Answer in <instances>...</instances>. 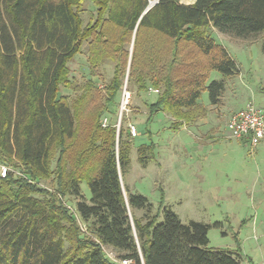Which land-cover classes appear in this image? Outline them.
I'll use <instances>...</instances> for the list:
<instances>
[{"label":"trees","instance_id":"obj_1","mask_svg":"<svg viewBox=\"0 0 264 264\" xmlns=\"http://www.w3.org/2000/svg\"><path fill=\"white\" fill-rule=\"evenodd\" d=\"M86 2L97 17L85 26ZM214 30L264 36V0H0V264H117L103 247L137 264L242 263L241 252L209 246L211 224H184L169 207L154 213L146 196L128 190L126 201L121 178L134 140L117 128L125 78L128 91L159 90L146 104L149 120L163 111L174 129L196 123L209 112L203 92L217 106L226 89L212 72H239ZM88 41L89 77L70 105L62 94L74 90L69 64ZM107 60V98L81 143L80 108ZM138 152L146 167L152 146Z\"/></svg>","mask_w":264,"mask_h":264},{"label":"rangeland","instance_id":"obj_2","mask_svg":"<svg viewBox=\"0 0 264 264\" xmlns=\"http://www.w3.org/2000/svg\"><path fill=\"white\" fill-rule=\"evenodd\" d=\"M180 1L192 4L195 0ZM81 16L85 26L95 21L97 7L86 2ZM213 37L227 48L239 72L228 78L212 72L210 81L224 80L226 89L217 106L211 104L209 92H203L200 102L209 112L197 124L174 129L172 117L163 111L149 120L146 104L154 103L157 94H138L131 87L125 108L121 94L117 128L126 132L130 125H135L138 129V136L133 138L131 163L122 176L124 190L126 198V190L146 196L154 205V213L169 207L184 224H211L209 246L241 252V264H264V141L253 149L249 142L232 138L228 129L231 116L250 102L264 108V36L240 39L214 30ZM133 46L134 37L126 45L130 54ZM88 61L89 41L69 64L74 90L65 89L62 94L68 97L70 105H78L89 77ZM113 73L114 63L105 61L94 78L97 90L87 96L80 108L81 143L94 131V116L105 103V86ZM127 79L128 76L125 84ZM143 145L152 146L151 161L146 167L139 161L138 150ZM82 192L90 201L92 194L87 182L82 184ZM137 215L141 217L143 212L137 211Z\"/></svg>","mask_w":264,"mask_h":264},{"label":"built area","instance_id":"obj_3","mask_svg":"<svg viewBox=\"0 0 264 264\" xmlns=\"http://www.w3.org/2000/svg\"><path fill=\"white\" fill-rule=\"evenodd\" d=\"M152 93H159V90L150 88L148 90ZM130 100V92L125 88L122 93V106L125 108ZM108 124V119L103 120V126ZM228 129L230 136L235 139L249 142L253 149H255L262 141H264V108L256 106L250 102L244 109L237 111L231 116L228 121ZM130 133L133 138L138 136V129L135 125H130ZM3 167V175L6 172ZM106 256L117 264H137L132 259H120L116 252L112 249L103 247ZM141 264H145L141 260Z\"/></svg>","mask_w":264,"mask_h":264},{"label":"water","instance_id":"obj_4","mask_svg":"<svg viewBox=\"0 0 264 264\" xmlns=\"http://www.w3.org/2000/svg\"><path fill=\"white\" fill-rule=\"evenodd\" d=\"M156 2H158V1H156ZM156 2L151 3V6L154 5ZM127 81H128V79L126 80V84H127ZM126 84H125V88L127 87ZM121 178H122V176H121ZM124 195H125V198H126L125 190H124ZM126 201H127V198H126Z\"/></svg>","mask_w":264,"mask_h":264},{"label":"crops","instance_id":"obj_5","mask_svg":"<svg viewBox=\"0 0 264 264\" xmlns=\"http://www.w3.org/2000/svg\"><path fill=\"white\" fill-rule=\"evenodd\" d=\"M197 123H198V122H196V123H194V124H197ZM194 124H193V125H194Z\"/></svg>","mask_w":264,"mask_h":264}]
</instances>
